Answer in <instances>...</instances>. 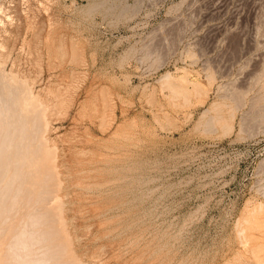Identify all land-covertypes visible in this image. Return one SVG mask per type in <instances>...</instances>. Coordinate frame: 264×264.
Returning <instances> with one entry per match:
<instances>
[{
  "label": "rangeland",
  "instance_id": "obj_1",
  "mask_svg": "<svg viewBox=\"0 0 264 264\" xmlns=\"http://www.w3.org/2000/svg\"><path fill=\"white\" fill-rule=\"evenodd\" d=\"M0 145V264H264V0H0Z\"/></svg>",
  "mask_w": 264,
  "mask_h": 264
},
{
  "label": "bare ground",
  "instance_id": "obj_2",
  "mask_svg": "<svg viewBox=\"0 0 264 264\" xmlns=\"http://www.w3.org/2000/svg\"><path fill=\"white\" fill-rule=\"evenodd\" d=\"M261 78V77H260ZM253 82V81H252ZM5 109V108H4ZM5 115V114H4ZM18 115V114H17ZM15 116V115H14ZM3 118V117H2ZM17 118V117H16ZM14 123V122H13ZM4 124H6V123H4ZM19 125H21V124H19ZM18 128V127H17ZM2 130V129H1ZM8 130V129H7ZM12 131V130H11ZM2 132V131H1ZM6 132V131H5ZM8 133V132H7ZM14 134V133H13ZM9 135V134H8ZM10 138H11V135H10ZM10 138H8V139H10ZM20 138V137H19ZM18 139V138H17ZM12 140V139H11ZM15 140V139H14ZM6 141H7V139H6ZM10 141V140H9ZM25 141V140H24ZM17 142V141H16ZM7 143V142H6ZM15 143V142H14ZM22 143V142H21ZM8 145V144H7ZM14 145V144H13ZM1 146V145H0ZM18 146V145H17ZM21 145H19V147H20ZM4 149V148H3ZM15 150V149H14ZM22 150V149H21ZM3 151V150H2ZM12 151V150H11ZM8 152V151H7ZM13 152V151H12ZM18 153V152H17ZM22 153H23V151H22ZM1 154V153H0ZM13 154V153H12ZM17 156V155H16ZM19 156H21V155H19ZM0 157H1V155H0ZM15 157V156H14ZM14 157H13V159H14ZM26 157V156H25ZM1 159H2V157H1ZM0 159V160H1ZM19 160V159H18ZM11 162H12V160H11ZM2 163V162H1ZM4 163V162H3ZM7 164H9V163H7ZM13 164V163H12ZM15 164H17L16 162H15ZM24 164V163H23ZM4 165V164H3ZM25 165V164H24ZM2 165L0 164V167H1ZM6 167V166H5ZM2 168V167H1ZM1 170V169H0ZM2 171V170H1ZM1 171H0V173H1ZM18 171V170H17ZM19 172V171H18ZM20 174V173H19ZM23 174V173H22ZM12 175H14L13 174V172H12ZM2 180V179H1ZM1 182V181H0ZM28 184V183H27ZM6 188H4V186H3V191L5 190ZM1 190V192H3ZM23 190V189H22ZM14 193V192H13ZM29 202V201H28ZM2 204V203H1ZM17 207V206H16ZM19 209V208H18ZM18 212V211H17ZM37 221V220H36ZM33 226V225H32ZM23 228V227H22ZM29 229V228H28ZM3 231V230H2ZM37 235V234H36ZM26 237V236H25ZM37 237V236H36ZM23 244V243H22ZM22 250V249H21ZM11 252V251H10ZM15 252V251H14ZM36 257V256H35ZM1 259V258H0ZM15 259V258H14ZM17 260V259H16Z\"/></svg>",
  "mask_w": 264,
  "mask_h": 264
}]
</instances>
